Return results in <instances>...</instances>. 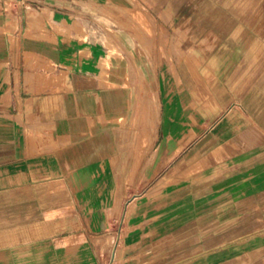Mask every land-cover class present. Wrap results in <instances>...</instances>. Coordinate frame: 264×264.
<instances>
[{"label": "crops", "instance_id": "0c3cea01", "mask_svg": "<svg viewBox=\"0 0 264 264\" xmlns=\"http://www.w3.org/2000/svg\"><path fill=\"white\" fill-rule=\"evenodd\" d=\"M252 231L264 0H0V264H217Z\"/></svg>", "mask_w": 264, "mask_h": 264}, {"label": "rangeland", "instance_id": "374dc122", "mask_svg": "<svg viewBox=\"0 0 264 264\" xmlns=\"http://www.w3.org/2000/svg\"><path fill=\"white\" fill-rule=\"evenodd\" d=\"M250 219V224L258 223L257 218ZM199 255H215L217 264H264V232L234 234L228 242L220 240L216 249H202Z\"/></svg>", "mask_w": 264, "mask_h": 264}, {"label": "bare ground", "instance_id": "6f19581e", "mask_svg": "<svg viewBox=\"0 0 264 264\" xmlns=\"http://www.w3.org/2000/svg\"><path fill=\"white\" fill-rule=\"evenodd\" d=\"M117 59H118V58H117ZM109 67H110V66H109ZM124 74H125V73H124ZM116 79H117V78H116ZM111 80H112V79H111ZM120 82H121V81H120ZM120 82H119V83H120ZM123 84H124V83H123Z\"/></svg>", "mask_w": 264, "mask_h": 264}]
</instances>
